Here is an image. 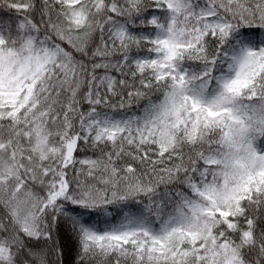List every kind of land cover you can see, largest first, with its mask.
Instances as JSON below:
<instances>
[{
  "label": "snow or ice",
  "instance_id": "6c2138e0",
  "mask_svg": "<svg viewBox=\"0 0 264 264\" xmlns=\"http://www.w3.org/2000/svg\"><path fill=\"white\" fill-rule=\"evenodd\" d=\"M0 264H264V0H0Z\"/></svg>",
  "mask_w": 264,
  "mask_h": 264
}]
</instances>
